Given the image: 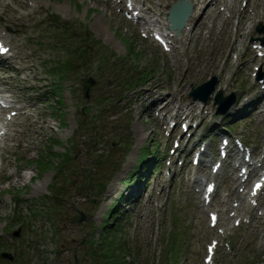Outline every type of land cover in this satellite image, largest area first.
<instances>
[{"label": "rangeland", "instance_id": "rangeland-1", "mask_svg": "<svg viewBox=\"0 0 264 264\" xmlns=\"http://www.w3.org/2000/svg\"><path fill=\"white\" fill-rule=\"evenodd\" d=\"M150 1V5L157 2ZM171 1L158 2L164 9ZM30 3L0 0V14L12 15L14 19L13 25L1 19L0 30L7 31L9 44L17 45L23 55L30 56L26 63L32 66L31 70L11 69L3 74L12 77L7 86L34 113L27 119L19 117L9 126L12 136L2 151L0 264H73L72 254L84 235L83 228L87 237L94 240L80 247L78 264H202L204 216L194 191L186 189V178L171 183L165 173L158 174L169 115L162 122L157 111L151 108L150 113L147 105L155 96L160 102L168 101L171 93L178 99L172 101V106H194L192 124L208 118L203 111L198 117L199 107L189 103L186 86L214 74L217 88L227 92L240 79L247 83L246 76L250 78L257 67H264V58H256V51L246 48L248 37L257 35L254 25H264V0H246L244 7L243 0L213 1L211 10L206 7L201 17L195 9L196 25L189 43L183 50L175 48L168 53L138 36L108 0ZM222 5H230L229 12L233 9L230 24L223 21L227 13L218 9ZM102 17L104 29L99 24ZM236 20L242 23L241 29L235 25ZM195 37L199 38L194 42ZM216 57L215 68H205L200 73L198 67L195 74L190 70L191 66ZM138 75L142 79L140 87L135 78ZM87 77L95 83L89 85ZM45 84L51 89L46 96L42 93ZM147 89L156 95L148 96ZM41 99H45L44 104ZM248 108L234 110L231 117L248 113L247 122L256 124L258 118L247 112ZM38 111L44 113V124L36 116ZM32 122L38 123L34 129L30 127ZM15 129L22 134L20 143L16 141ZM144 149L146 153L153 151L146 157V167L160 153L156 171L152 176L148 171L142 173L139 184L128 185V176L141 163ZM113 166L119 170L111 177ZM87 177L93 178L91 186V181L85 186ZM106 180L102 187L100 183ZM83 193L95 198V203L84 201ZM123 193L133 198V204L119 214L121 230L102 240L100 246L98 234L104 232L101 226L105 220L102 214L110 211L115 202L120 204L118 199ZM78 209L94 216L91 227L85 221H71ZM173 210L180 224L188 225L182 257L173 253L178 246L174 244L172 249L171 245L174 237L180 241L178 233L173 232ZM108 220L113 222L114 217ZM17 230L19 235L14 236ZM256 237L263 249L256 250L251 237L248 242L243 241V264H264V224L256 231ZM2 253H9L11 259Z\"/></svg>", "mask_w": 264, "mask_h": 264}, {"label": "bare ground", "instance_id": "bare-ground-1", "mask_svg": "<svg viewBox=\"0 0 264 264\" xmlns=\"http://www.w3.org/2000/svg\"><path fill=\"white\" fill-rule=\"evenodd\" d=\"M28 1L29 0H25V3L27 4L28 3ZM30 1H32V3H30L31 5H33V4H35V0H30ZM199 2H201V3H204L206 0H198ZM146 10L144 11L145 13H151V15H148V16H146V17H141V19H143V21H144V24H147L148 26L149 25H151V22H155V23H157V24H160L161 22H160V17H161V15H162V12L160 11V8H155V9H153V8H151V7H146L145 8ZM151 17H153V20H151L150 18ZM6 20H8V21H10V20H13V17L12 16H6V18H5ZM101 23H103V24H105V19L102 17L101 18V20L99 21V24L101 25L100 27H101V29H104V26H103V24H101ZM187 25H188V23H187ZM187 25H186V27L185 28H183V30L181 31L182 32V35L181 36H183V33L186 31V28H187ZM18 31V30H17ZM104 32V31H103ZM180 32V33H181ZM6 40V36L3 34V33H1L0 32V41H5ZM7 58L8 59H17L18 61H19V63H22V62H27L28 60H30V56H25V55H23V52H22V50L20 49V48H17L15 51H12V53L11 54H8V56H7ZM13 61V60H12ZM216 64H213V66H215ZM24 68H26V69H31V66H29V65H24L23 67H22V69H24ZM192 69V71H196L197 70V66H194V67H192L191 68ZM147 93H149V94H151L152 93V91L151 90H148V92ZM167 104H165L164 106H163V108H165V106H166ZM20 108L22 109L23 107L22 106H20ZM45 123V122H44Z\"/></svg>", "mask_w": 264, "mask_h": 264}, {"label": "water", "instance_id": "water-1", "mask_svg": "<svg viewBox=\"0 0 264 264\" xmlns=\"http://www.w3.org/2000/svg\"><path fill=\"white\" fill-rule=\"evenodd\" d=\"M82 219H83V217H82V218H80V219H79V221H80V220H82Z\"/></svg>", "mask_w": 264, "mask_h": 264}, {"label": "snow or ice", "instance_id": "snow-or-ice-1", "mask_svg": "<svg viewBox=\"0 0 264 264\" xmlns=\"http://www.w3.org/2000/svg\"><path fill=\"white\" fill-rule=\"evenodd\" d=\"M257 187H259V185H257Z\"/></svg>", "mask_w": 264, "mask_h": 264}]
</instances>
